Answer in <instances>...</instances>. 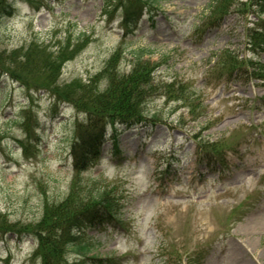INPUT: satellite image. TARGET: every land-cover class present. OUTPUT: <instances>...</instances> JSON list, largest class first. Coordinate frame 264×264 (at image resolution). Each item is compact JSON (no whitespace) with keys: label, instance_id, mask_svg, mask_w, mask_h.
<instances>
[{"label":"rangeland","instance_id":"rangeland-1","mask_svg":"<svg viewBox=\"0 0 264 264\" xmlns=\"http://www.w3.org/2000/svg\"><path fill=\"white\" fill-rule=\"evenodd\" d=\"M9 1L0 65L21 83L49 84L44 58L60 63L55 89L77 96L80 86L103 89L107 64L128 74L142 54L156 66L146 125L109 129L100 157L79 174L82 183L116 188L118 219L86 229L79 241L87 250L67 260L264 264V80L252 76L264 50L247 35L257 21L264 27V14L246 12L245 0H141L131 30L119 0ZM9 77L0 75V264H40L36 240L15 233L34 229L45 206L69 193L85 106L79 100L55 115L48 93Z\"/></svg>","mask_w":264,"mask_h":264},{"label":"trees","instance_id":"trees-1","mask_svg":"<svg viewBox=\"0 0 264 264\" xmlns=\"http://www.w3.org/2000/svg\"><path fill=\"white\" fill-rule=\"evenodd\" d=\"M245 1L239 2L240 5L247 8L246 12L252 13L257 19H260L264 14V0ZM117 6L122 10V24L134 30L143 17L144 7L141 0H119ZM221 9L223 8H218V10ZM243 9L245 11V8ZM13 11L12 2L0 0V19L3 16H11ZM257 23L258 21L256 25L254 24L247 30V35L251 40V45L264 50V27H260ZM137 57L138 63L136 61L132 71L128 74L120 75L115 69L110 70L107 64L104 71L108 70L106 72L109 77L108 83L102 90L89 86L91 84L85 87L80 86L78 90L82 96H77L75 92L67 90L70 87H64L62 91L55 89L53 80L56 73L57 77L59 76V62L54 63L53 60L44 58L42 64L48 73L46 79L50 82L32 86L27 84L28 82L21 83L15 80L12 71L2 64L0 65L2 77L9 75L12 81L21 83L20 85L29 92L37 93L42 90L48 93L50 108L55 115L59 114L60 107L77 105L76 101L79 102V100H82L85 106V110L82 111L83 120L76 125L75 140L71 146L73 169L77 172V176L69 193L57 205L45 206L43 217L34 229L27 228L15 233L19 238L29 235L36 240V253L41 257L40 264H75V261L70 263L66 255L70 251L84 252L87 250V247L79 241L80 235L84 234L86 229L106 226L118 219L123 204L118 197L116 188L100 184V182L90 185L82 183L79 180V174L93 160L99 158L109 129L113 131L117 127H123L130 130L142 127L148 122L144 115V107L146 101L157 90L153 80L156 66L142 59V54ZM234 59L230 61L231 66L235 64L232 62ZM109 64L113 66L112 62ZM257 67L258 70H254L252 76L257 79L260 76L264 80V67L259 65ZM51 74H55V76L53 77ZM28 98L31 102L33 101V96H28ZM30 111L31 107L26 110V114L23 116L26 130L30 120ZM210 152L211 158L215 159L216 149L213 147ZM90 259L98 262L96 264L104 262V259L93 257Z\"/></svg>","mask_w":264,"mask_h":264}]
</instances>
